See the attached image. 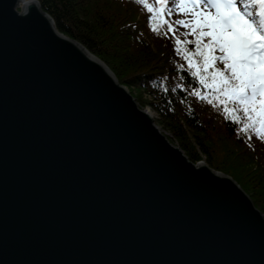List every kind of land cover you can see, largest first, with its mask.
I'll use <instances>...</instances> for the list:
<instances>
[{
  "label": "water",
  "instance_id": "obj_1",
  "mask_svg": "<svg viewBox=\"0 0 264 264\" xmlns=\"http://www.w3.org/2000/svg\"><path fill=\"white\" fill-rule=\"evenodd\" d=\"M22 2L0 0V264H264V215L235 179L168 144Z\"/></svg>",
  "mask_w": 264,
  "mask_h": 264
},
{
  "label": "trees",
  "instance_id": "obj_2",
  "mask_svg": "<svg viewBox=\"0 0 264 264\" xmlns=\"http://www.w3.org/2000/svg\"><path fill=\"white\" fill-rule=\"evenodd\" d=\"M37 2L59 32L101 59L117 81L137 91L139 103L155 112V122L189 161L203 159L207 166L229 174L264 215V141L252 132L241 133L240 125L225 119L224 107L231 109V102L225 101L222 106L217 98L210 105L190 94L195 88L213 99L211 81L205 88L192 76L189 62L176 53L172 32L165 35V28L153 32L149 13L136 0ZM149 3L158 8L155 0ZM164 18L174 21L181 16L175 12ZM184 31L177 27L181 40L185 39ZM187 39L194 37L189 35ZM190 60L192 71L199 72V57L191 56ZM177 84L183 87L172 91Z\"/></svg>",
  "mask_w": 264,
  "mask_h": 264
},
{
  "label": "snow or ice",
  "instance_id": "obj_3",
  "mask_svg": "<svg viewBox=\"0 0 264 264\" xmlns=\"http://www.w3.org/2000/svg\"><path fill=\"white\" fill-rule=\"evenodd\" d=\"M136 2L149 13L153 32L165 28V35L173 33L176 53L189 62L198 83L207 88L211 81L213 99L195 88L190 94L210 105L217 98L222 106L231 102V109L224 107L225 119L240 125L241 133L252 132L264 141V0H155L159 9L149 0ZM175 12L185 18H164ZM177 27L185 29L184 40ZM189 35L194 39H187ZM191 56L199 57V72L192 71Z\"/></svg>",
  "mask_w": 264,
  "mask_h": 264
},
{
  "label": "rangeland",
  "instance_id": "obj_4",
  "mask_svg": "<svg viewBox=\"0 0 264 264\" xmlns=\"http://www.w3.org/2000/svg\"><path fill=\"white\" fill-rule=\"evenodd\" d=\"M21 5H22V4H19V6H18L16 9L20 10V8L22 7ZM183 18H185V17H183ZM118 83H122V82H119V81H118ZM122 85H123L126 89H129V91H130L132 97L134 98V100H135V102H136V104H137L139 110H143V111H148V112H149V115H150V117H151L152 120H153V121H152L153 126H155L156 129L158 130V132H159L162 136H164V137L166 138V139L164 138V139L166 140V142H167L168 144H170V145H176V146L178 147L177 143H176L174 140L170 139L169 134H168V133H167L162 127H160V125H158V123L155 122V117H156L155 112L152 111L148 106H143V105H141V104L139 103V101L137 100V97H136L137 91L134 90V89H131V88L127 87V86H126L125 84H123V83H122ZM182 154H183V153H182ZM201 163H202V164H206V162H205L203 159H200V161H198L197 163H194V164H195V165H198V164H201ZM209 168H211V167L209 166ZM214 172L219 173V174H223V175H226V176H230L229 174L223 173V172H221V171H219V170H215V169H214ZM230 177H231V176H230ZM235 182H236V184L240 185L239 182H237L236 180H235ZM242 190H243V192H245V193L248 195V197L250 198L249 194H248L243 188H242ZM250 200H251V198H250ZM251 202H252V200H251ZM252 204H253V202H252ZM253 206H255V204H253ZM255 207H256V206H255Z\"/></svg>",
  "mask_w": 264,
  "mask_h": 264
},
{
  "label": "bare ground",
  "instance_id": "obj_5",
  "mask_svg": "<svg viewBox=\"0 0 264 264\" xmlns=\"http://www.w3.org/2000/svg\"><path fill=\"white\" fill-rule=\"evenodd\" d=\"M26 2H27V0H23V2L20 3V4H22L21 6H25ZM114 77H115V76H114Z\"/></svg>",
  "mask_w": 264,
  "mask_h": 264
}]
</instances>
